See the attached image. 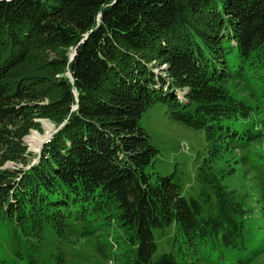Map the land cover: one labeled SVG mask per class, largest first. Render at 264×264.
I'll use <instances>...</instances> for the list:
<instances>
[{"label":"trees","instance_id":"trees-1","mask_svg":"<svg viewBox=\"0 0 264 264\" xmlns=\"http://www.w3.org/2000/svg\"><path fill=\"white\" fill-rule=\"evenodd\" d=\"M40 48L62 51L47 63L54 91L43 106L32 75L16 73ZM245 71H264V0H0V219L50 208L90 221L108 206L131 264H175L157 259L154 229L174 225L194 246L214 233L212 219L204 193L187 198L173 176L149 171L159 150L141 119L162 104L210 140L252 136L240 131L252 129L250 110L223 85ZM43 116L62 127L34 155L23 137ZM199 181L209 184L206 173ZM218 202L210 216L232 222Z\"/></svg>","mask_w":264,"mask_h":264},{"label":"rangeland","instance_id":"rangeland-1","mask_svg":"<svg viewBox=\"0 0 264 264\" xmlns=\"http://www.w3.org/2000/svg\"><path fill=\"white\" fill-rule=\"evenodd\" d=\"M61 52L36 49L26 58L28 68L22 63L16 67V73L32 75L30 87L39 97L54 91L47 63ZM151 65L161 73L167 66L160 67L155 62ZM231 77L223 85L235 102L250 110L248 122L252 129L240 131L252 136L239 141L218 134L210 140L205 131L172 118L162 104L150 108L141 119L151 143L159 150L149 171L173 176L187 198L204 193V213L212 219L214 232L207 233L201 244L193 246L174 225L154 229L157 259L162 256L175 264H264V71L255 74L245 71ZM39 97L36 104L48 103L46 97ZM34 120L40 127L28 128L23 144L27 151L37 155L39 148L31 147L30 136L49 135L54 127L47 117ZM21 166L16 161L5 164L10 169ZM201 172L206 173L209 184L200 183ZM218 201L222 206L224 203L231 206L240 222L231 214L225 216L231 218L228 223L221 214L212 218L208 212L213 205L219 207ZM5 207L0 206V215L8 216ZM21 215L13 216L15 221L0 219V264H131L128 234L108 206L100 211L99 219L94 217L90 221L74 213L60 216L50 208ZM30 218L29 223L20 225L19 222ZM222 231L223 237L219 234Z\"/></svg>","mask_w":264,"mask_h":264},{"label":"bare ground","instance_id":"bare-ground-1","mask_svg":"<svg viewBox=\"0 0 264 264\" xmlns=\"http://www.w3.org/2000/svg\"><path fill=\"white\" fill-rule=\"evenodd\" d=\"M46 136L47 135L42 136L39 133H33L30 136V138H29V142L31 144V147L34 148L35 150L38 149V148L40 149L39 146L42 145V143H43L44 139L46 138Z\"/></svg>","mask_w":264,"mask_h":264},{"label":"water","instance_id":"water-1","mask_svg":"<svg viewBox=\"0 0 264 264\" xmlns=\"http://www.w3.org/2000/svg\"><path fill=\"white\" fill-rule=\"evenodd\" d=\"M73 56H74V54H73L71 57L73 58ZM152 64H153V63H152ZM152 66H153V65H152ZM161 66H162V65H161ZM161 66H160V67H161ZM154 67H155V65H154ZM162 70H164V71H162V73L167 75L168 67L165 66ZM159 71H160V69H159ZM69 76L72 78L71 75H69ZM52 124H53L54 130H53L49 135H47V138L43 141L42 145L40 146V149L38 150L39 153H40L41 149L43 148V146H44L47 142L50 141V139L52 138L53 134L56 133V132L60 129V127H62V125H61L60 127H56V125H55L53 122H52ZM39 153H38V154H39Z\"/></svg>","mask_w":264,"mask_h":264}]
</instances>
